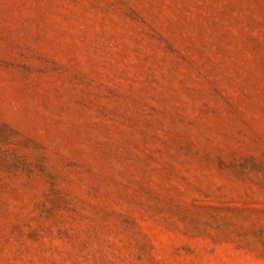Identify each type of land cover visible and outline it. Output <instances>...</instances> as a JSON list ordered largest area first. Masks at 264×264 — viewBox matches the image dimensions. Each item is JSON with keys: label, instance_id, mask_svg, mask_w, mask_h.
I'll list each match as a JSON object with an SVG mask.
<instances>
[{"label": "rangeland", "instance_id": "374dc122", "mask_svg": "<svg viewBox=\"0 0 264 264\" xmlns=\"http://www.w3.org/2000/svg\"><path fill=\"white\" fill-rule=\"evenodd\" d=\"M0 264H264V0H0Z\"/></svg>", "mask_w": 264, "mask_h": 264}]
</instances>
